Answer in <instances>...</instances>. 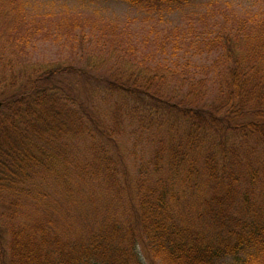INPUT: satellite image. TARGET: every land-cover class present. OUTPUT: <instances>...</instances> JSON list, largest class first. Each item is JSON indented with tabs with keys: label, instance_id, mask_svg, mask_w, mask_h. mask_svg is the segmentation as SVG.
<instances>
[{
	"label": "trees",
	"instance_id": "1",
	"mask_svg": "<svg viewBox=\"0 0 264 264\" xmlns=\"http://www.w3.org/2000/svg\"><path fill=\"white\" fill-rule=\"evenodd\" d=\"M8 1L19 6L26 2ZM117 1L146 18L93 25L91 32H77L69 42L76 48L95 46L99 34L108 41L107 56L131 55L136 61L142 44L153 50L152 62L148 69L134 67L127 78L99 75L98 83L134 108L186 123L190 138L196 134L203 138L193 151L213 134L264 135V8L239 11L229 2L213 1L187 16L183 13L195 0ZM141 31L146 37L140 41ZM73 73L69 67L25 71L23 83H17L14 71L10 81L0 77V206L4 195L20 189L33 170L55 171L57 153L53 151L64 139L90 134L92 128L84 116L70 109L58 91L60 78ZM77 75L82 77V72ZM171 75L186 93L165 88ZM169 153L173 164L182 159L174 148ZM159 158L156 155V160L139 170L137 199H131L135 215L131 209L124 222L128 226L119 225L114 213L121 204L115 200L106 206L112 221L87 229L72 242L59 239L48 229L52 225L23 228L12 223L8 242L0 234V264H264V203L254 208L250 193H244L239 213L231 215L228 204L240 181L227 175L226 161L219 162V176L215 154L208 152L202 180L193 183L192 178L199 176L194 166L180 184L191 197L202 195L199 228L193 229L177 217L174 205L179 199L169 188L172 179L151 182L148 178L150 167L160 171ZM113 165L105 166L107 182L118 181ZM119 186L107 183L108 190H121Z\"/></svg>",
	"mask_w": 264,
	"mask_h": 264
},
{
	"label": "rangeland",
	"instance_id": "2",
	"mask_svg": "<svg viewBox=\"0 0 264 264\" xmlns=\"http://www.w3.org/2000/svg\"><path fill=\"white\" fill-rule=\"evenodd\" d=\"M25 1L19 6L0 0V77L10 81L14 71L20 83L25 71L30 74L35 70L47 72L69 67L75 73L60 78L58 91L69 102L70 109L84 116L92 130L90 134L70 136L61 142L57 151H53L57 153L53 162L55 171L35 169L20 189L4 195L5 204L0 206V234L4 241L9 240L12 223L23 228L52 225L48 229L55 231L59 239L76 241L87 229H98L106 221H112L113 216L106 209L112 200L121 204L119 212L114 213L119 225L128 226L124 222L130 211L135 215L131 199H137L139 170L156 160V155H160L161 169L155 172L150 167L148 178L151 182L172 179L169 188L179 199L174 205L177 217L193 229L199 228L197 217L202 195L193 198L180 184L194 166L199 176L192 178L193 183L202 180L208 152L215 154L219 176L222 171L219 162L225 160L227 175L239 177V190L228 204L231 215L239 213L244 193H250L252 207L264 203V135L259 138L213 134L205 136L206 143L193 151L203 138L200 134L190 138L186 123L177 121L175 116L158 117L144 108H134L122 96L110 92L103 82L95 80L99 75L103 79L123 75L127 78L137 66L146 69L151 65L153 50L140 44L142 50L137 47L136 61L131 55L107 56L109 52L104 46L108 41L99 38V34L94 39L95 46L85 44L76 48L70 43L75 33L91 32L93 25L123 24L136 17L143 20L141 11L117 0ZM213 1L229 2L239 11L264 8V0H195L183 15L190 16ZM140 35L141 41L146 32L141 31ZM79 72L82 77L77 75ZM181 84L171 75L164 85L186 93ZM213 87L214 83L210 85ZM173 148L182 156L175 161L177 164L170 157ZM111 164H115L113 169L117 168L118 181L107 182L109 178L105 179L103 173L105 166ZM107 183H118L121 190H108ZM12 204L14 211H18L15 215Z\"/></svg>",
	"mask_w": 264,
	"mask_h": 264
}]
</instances>
